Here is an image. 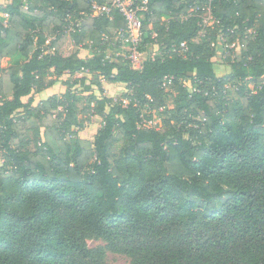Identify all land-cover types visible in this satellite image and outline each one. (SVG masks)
I'll return each mask as SVG.
<instances>
[{"label": "trees", "instance_id": "1", "mask_svg": "<svg viewBox=\"0 0 264 264\" xmlns=\"http://www.w3.org/2000/svg\"><path fill=\"white\" fill-rule=\"evenodd\" d=\"M1 1L0 264H99L103 250L88 249V238L132 264H264V0H212L216 28L203 37L201 0H145L143 41L166 49L140 71L107 55L102 38L126 26L117 10L96 17L90 0ZM217 29L240 48L239 61L225 55L223 76ZM89 43L91 57L80 58ZM181 43L183 55L169 51ZM65 74L126 88L121 102L85 110L102 120L91 142L74 131L68 87L33 107ZM166 77L177 92L168 117L158 131L141 128L144 106L165 104Z\"/></svg>", "mask_w": 264, "mask_h": 264}, {"label": "rangeland", "instance_id": "2", "mask_svg": "<svg viewBox=\"0 0 264 264\" xmlns=\"http://www.w3.org/2000/svg\"><path fill=\"white\" fill-rule=\"evenodd\" d=\"M6 2L0 0V8H5ZM209 10L207 7L200 11L199 17L200 18H208ZM190 15V14H188ZM216 23L215 21H208L206 24L201 25V30L199 32V36L203 37L204 35L208 34L209 30H214ZM217 38L212 44V47L215 48V57L213 58V62L215 63L216 72L219 76L226 75L228 73V68L224 63V57L225 55H229L231 60L239 61L240 60V48L239 46L234 43L230 46H233L232 49H229V52H227L225 47V39L222 35V29H217ZM153 36L156 37V34L153 33ZM126 47V46H124ZM166 47L162 44H146L144 46V51L146 53H155L156 56L163 55L165 52ZM124 53V49L119 45L115 46V44H111L107 51V55L111 56L112 58L117 57ZM83 54L84 58L87 57V55L91 56V50L82 49L79 53ZM86 55V56H85ZM117 55V56H115ZM0 66L5 67L7 66L6 60L0 61ZM56 79V78H55ZM84 79L83 83H80V81ZM247 87H249L250 90L254 89V84L251 79H246L243 81ZM65 83H68L66 85ZM181 85L185 86L188 89H191V84L189 81L186 80V82H181ZM86 86H90V92H85L84 88ZM69 88L72 93L75 94V96L78 99L77 108H78V127L74 129V131L77 133V137H79L82 140L85 141H92L94 134L96 131L99 130V128L102 126V120L98 116H94L91 114H88L85 112L86 109H93L96 106V100H99L101 98H108L112 99L113 102H121V96L126 92V88L124 85L120 84H110L107 81L103 79H95L91 77L88 74H78L75 76H69L67 74L59 77L56 79L55 85H53L51 88L42 91L39 94H34L33 99V107H36L37 104L41 101H44L48 99L49 97L53 95L60 96L62 93L65 92V90ZM176 89L171 86L167 91V98L165 101L164 106H159L158 109L151 108L150 105L144 106V113L146 114V117L154 118V121L162 125V122L164 119L168 117V115L165 113V109H171L172 103H173V97L176 95ZM26 98L24 101L26 102ZM236 101V99H234ZM123 103H125V100H123ZM67 140L69 137L66 138ZM30 149H33L32 145L29 147ZM121 148V144L117 143L113 146L112 151L114 154H117ZM3 164V157L2 152H0V166ZM86 244L88 249H96V248H102L103 253V261H100L99 264H132L131 260L123 255L113 254L109 252L105 248V244L97 240L95 238H88L86 240ZM102 258V257H101Z\"/></svg>", "mask_w": 264, "mask_h": 264}, {"label": "built area", "instance_id": "3", "mask_svg": "<svg viewBox=\"0 0 264 264\" xmlns=\"http://www.w3.org/2000/svg\"><path fill=\"white\" fill-rule=\"evenodd\" d=\"M212 0H201V6L197 11H202L207 7L209 10L208 18H200V25L206 24L208 21L214 22L211 13H210V3ZM91 8L93 11V16H103L108 15L112 10H117L119 14L123 17L125 21V29H118L114 31L111 37L104 36L102 41L111 46V44L119 43L120 46L124 49V53L119 56L123 60L128 61L129 67L134 71L142 70L143 64L147 60H154L157 57L155 53H146L143 49L145 43L143 41V29H142V20L143 13L147 11V2L143 0L140 4H137L134 0H104L103 5H98L95 1L90 0ZM193 9H190L189 14L191 15L196 13L193 12ZM80 28L79 21H71L66 31L67 33H74ZM154 38V36H153ZM49 40H47L48 44ZM126 46V47H124ZM226 48L232 49L233 46L226 45ZM88 49L91 50V44L89 43ZM187 50L186 44L181 43L180 45L170 46L169 51L174 54L183 55ZM46 53H52L50 50H46ZM117 56V55H115ZM110 57V56H109ZM116 59V57H115ZM186 82V80H183ZM173 86L172 78L166 77L162 83V89L166 93L168 89ZM144 112V111H143ZM145 114V113H144ZM140 127L145 129H154L160 130L162 125L154 121V118L146 117L144 115L140 116Z\"/></svg>", "mask_w": 264, "mask_h": 264}, {"label": "crops", "instance_id": "4", "mask_svg": "<svg viewBox=\"0 0 264 264\" xmlns=\"http://www.w3.org/2000/svg\"><path fill=\"white\" fill-rule=\"evenodd\" d=\"M83 56H84L83 54H80V55H79V57L82 58V59H88V58L91 57L90 55H87V57H85V58H84ZM85 56H86V55H85ZM120 85H123V84H120ZM96 132H97V131H96ZM95 134H96V133H95ZM95 134H94V135H95Z\"/></svg>", "mask_w": 264, "mask_h": 264}]
</instances>
